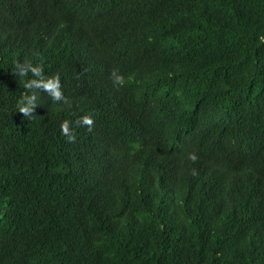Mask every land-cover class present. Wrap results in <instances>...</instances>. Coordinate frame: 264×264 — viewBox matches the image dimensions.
<instances>
[{
	"label": "trees",
	"instance_id": "1",
	"mask_svg": "<svg viewBox=\"0 0 264 264\" xmlns=\"http://www.w3.org/2000/svg\"><path fill=\"white\" fill-rule=\"evenodd\" d=\"M262 37L264 0H0V264H264Z\"/></svg>",
	"mask_w": 264,
	"mask_h": 264
},
{
	"label": "clouds",
	"instance_id": "2",
	"mask_svg": "<svg viewBox=\"0 0 264 264\" xmlns=\"http://www.w3.org/2000/svg\"><path fill=\"white\" fill-rule=\"evenodd\" d=\"M262 39H264V37H262ZM16 67L18 69L17 74L21 78H24L29 73H31V77L24 80L23 86L25 89H40L46 92L53 101H66V97H64L60 88V77L58 75L50 78H45L42 74L43 70L41 66L39 64L33 65V63L28 61L22 64L18 63ZM112 76L114 77V83H124L123 77L117 74L116 70H113ZM36 95V92L33 91L31 94L22 95V97L17 101L16 108L20 113H23L24 117L30 116L29 113L33 112V109L36 106ZM78 123L88 126V129L91 130V126L93 125L92 116H81ZM59 130L65 137H67L68 141H75L76 137L74 134H72L68 120H64L60 123ZM188 159L191 161H196L197 156L195 153H189Z\"/></svg>",
	"mask_w": 264,
	"mask_h": 264
}]
</instances>
